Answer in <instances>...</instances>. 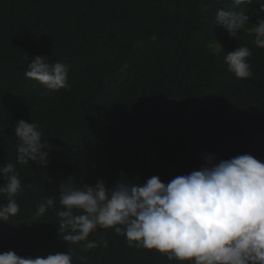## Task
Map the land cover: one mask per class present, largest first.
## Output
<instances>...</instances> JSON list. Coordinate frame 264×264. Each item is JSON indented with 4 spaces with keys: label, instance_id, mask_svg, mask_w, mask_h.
<instances>
[{
    "label": "trees",
    "instance_id": "16d2710c",
    "mask_svg": "<svg viewBox=\"0 0 264 264\" xmlns=\"http://www.w3.org/2000/svg\"><path fill=\"white\" fill-rule=\"evenodd\" d=\"M239 7L249 25L233 39L215 22V11L238 10L233 0H0V165L15 164L22 180L20 212L0 223V253L70 252L73 264H82L80 256L86 264H192L129 247L113 228L88 237L107 247L67 245L58 199L42 216L37 206L58 197L69 178L93 186L103 179L111 188L155 175L167 184L198 170L205 154L264 162V49L249 31L264 12L256 0ZM216 41L224 46L218 54L209 48ZM239 46L252 50L251 78L237 79L225 63ZM37 56L67 65L69 87L42 95L45 87L25 77ZM21 119L39 123L50 146L46 166L16 164L13 127Z\"/></svg>",
    "mask_w": 264,
    "mask_h": 264
},
{
    "label": "clouds",
    "instance_id": "9594fccd",
    "mask_svg": "<svg viewBox=\"0 0 264 264\" xmlns=\"http://www.w3.org/2000/svg\"><path fill=\"white\" fill-rule=\"evenodd\" d=\"M253 0H233L238 8L215 11L216 25L235 39L250 17L240 5ZM264 12V2L256 0ZM209 5L201 3L200 11ZM252 43L264 49V18L249 27ZM216 48L223 50L216 41ZM251 48L239 46L225 56L228 70L237 79L253 76L248 58ZM124 67H127L125 65ZM68 66L49 63L44 57L31 59L25 77L39 82L47 96L69 87ZM17 138L16 164L29 162L46 166L49 144L42 139L39 123L21 119L13 127ZM203 165L186 175H178L165 184L159 176L144 183L119 180L111 188L103 179L95 185L75 182L72 178L60 183L58 197L50 196L37 206V216L48 209L59 208V232L67 245L81 242L84 251L108 241H88L98 228H113L123 234L129 247L155 250L168 261H190L192 264H264V162L252 155H237L217 160L213 154L202 157ZM0 223L20 212L16 197L22 192V180L16 165H0ZM78 259L86 264L85 257ZM0 264H73L70 252H57L47 257H21L14 251L0 253Z\"/></svg>",
    "mask_w": 264,
    "mask_h": 264
},
{
    "label": "rangeland",
    "instance_id": "374dc122",
    "mask_svg": "<svg viewBox=\"0 0 264 264\" xmlns=\"http://www.w3.org/2000/svg\"><path fill=\"white\" fill-rule=\"evenodd\" d=\"M218 43L222 46V48L224 47L223 44H222L221 42H218ZM209 48H210L214 53H217V54L219 53V51H221V50H219V49L216 48V42H212V43H210Z\"/></svg>",
    "mask_w": 264,
    "mask_h": 264
}]
</instances>
